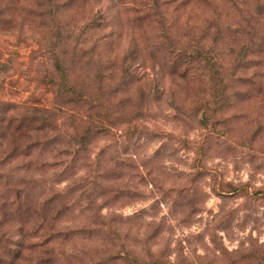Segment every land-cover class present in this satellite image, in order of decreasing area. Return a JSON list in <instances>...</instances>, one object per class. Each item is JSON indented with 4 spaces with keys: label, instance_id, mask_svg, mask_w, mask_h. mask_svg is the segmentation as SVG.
Listing matches in <instances>:
<instances>
[{
    "label": "clouds",
    "instance_id": "clouds-1",
    "mask_svg": "<svg viewBox=\"0 0 264 264\" xmlns=\"http://www.w3.org/2000/svg\"><path fill=\"white\" fill-rule=\"evenodd\" d=\"M0 264H264V0H0Z\"/></svg>",
    "mask_w": 264,
    "mask_h": 264
},
{
    "label": "rangeland",
    "instance_id": "rangeland-1",
    "mask_svg": "<svg viewBox=\"0 0 264 264\" xmlns=\"http://www.w3.org/2000/svg\"><path fill=\"white\" fill-rule=\"evenodd\" d=\"M49 94L51 95L52 93L50 92Z\"/></svg>",
    "mask_w": 264,
    "mask_h": 264
}]
</instances>
